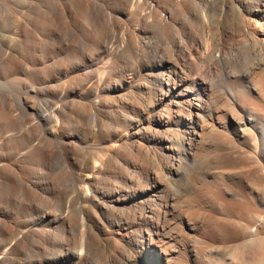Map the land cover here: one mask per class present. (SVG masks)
<instances>
[{
    "label": "bare ground",
    "instance_id": "bare-ground-1",
    "mask_svg": "<svg viewBox=\"0 0 264 264\" xmlns=\"http://www.w3.org/2000/svg\"><path fill=\"white\" fill-rule=\"evenodd\" d=\"M204 13L202 33L183 34L170 54L153 56L169 63L141 103L140 112L153 118L120 110L127 122L137 123L135 131L147 127L160 144L136 141L125 125L103 132L113 145L105 158L92 154L85 164L92 178L83 180L104 209L95 214L98 227L82 221L74 244L63 241L64 252L42 254L40 264H84L90 257L98 264H264V235L241 221L246 210H264V0H208ZM164 20L160 14L153 23L161 28ZM220 78L229 80V96L214 92ZM65 96V107L77 110L72 102L78 101ZM46 119L57 121L54 115ZM50 147L33 145L31 153ZM40 171L49 175L47 166ZM46 213L48 224L65 219L54 210ZM36 230L27 233L38 236Z\"/></svg>",
    "mask_w": 264,
    "mask_h": 264
},
{
    "label": "rangeland",
    "instance_id": "rangeland-1",
    "mask_svg": "<svg viewBox=\"0 0 264 264\" xmlns=\"http://www.w3.org/2000/svg\"><path fill=\"white\" fill-rule=\"evenodd\" d=\"M133 1L124 7L122 0H0V264H40L42 254L55 258L64 252V242L74 244L82 221L98 227L95 214L104 209L83 180L92 178L85 170L92 154H109L113 143L105 133L110 127L125 125L136 141L160 144L147 127L135 131L137 123L127 122L120 110L141 120L151 117L140 112L141 103L156 73L169 69L168 62L159 64L153 56L170 54L183 34L202 33L208 0ZM160 14L165 15L161 28L153 23ZM89 71L94 73L87 78ZM228 83L220 78L214 92L229 96ZM65 94L78 101L72 102L77 110L65 107ZM44 142L51 145L47 152L31 153L33 145ZM43 166L49 175L40 171ZM48 209L65 219L48 224ZM241 221L264 235L263 209L246 210ZM29 229H37L39 237ZM91 258L84 264H98Z\"/></svg>",
    "mask_w": 264,
    "mask_h": 264
}]
</instances>
